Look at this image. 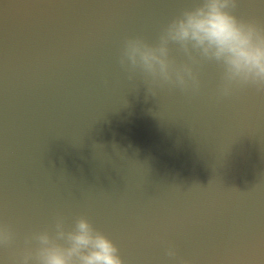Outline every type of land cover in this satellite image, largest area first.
<instances>
[{"label":"water","instance_id":"water-1","mask_svg":"<svg viewBox=\"0 0 264 264\" xmlns=\"http://www.w3.org/2000/svg\"><path fill=\"white\" fill-rule=\"evenodd\" d=\"M198 2L0 0V225L16 232L0 264L82 215L125 264H264V92L221 96L202 62L199 91L153 96L118 62ZM235 14L264 26V0Z\"/></svg>","mask_w":264,"mask_h":264},{"label":"clouds","instance_id":"clouds-1","mask_svg":"<svg viewBox=\"0 0 264 264\" xmlns=\"http://www.w3.org/2000/svg\"><path fill=\"white\" fill-rule=\"evenodd\" d=\"M236 7L237 0H199L172 17L156 42L125 38L118 62L130 80L139 75L153 96L154 86L199 91L196 66L202 62L219 67L221 96L246 86L264 92V26L236 15ZM173 47L186 60L178 62ZM15 240L14 228L0 225V246L9 247ZM24 244L15 264H125L117 245L83 215L71 225L57 216L50 228L27 235ZM167 255L175 257L176 252L169 248Z\"/></svg>","mask_w":264,"mask_h":264}]
</instances>
